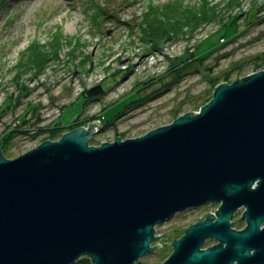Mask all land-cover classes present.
<instances>
[{"label":"water","instance_id":"obj_1","mask_svg":"<svg viewBox=\"0 0 264 264\" xmlns=\"http://www.w3.org/2000/svg\"><path fill=\"white\" fill-rule=\"evenodd\" d=\"M100 128L0 148V264H135L162 246L156 226L209 204L160 264H264V68L138 137L90 144Z\"/></svg>","mask_w":264,"mask_h":264},{"label":"rangeland","instance_id":"obj_2","mask_svg":"<svg viewBox=\"0 0 264 264\" xmlns=\"http://www.w3.org/2000/svg\"><path fill=\"white\" fill-rule=\"evenodd\" d=\"M174 1L200 9L202 0H0L4 157L42 143L39 128L77 118L82 126L100 122L94 145L138 137L198 111L214 77L230 74L231 83L264 68V0H206L205 20L154 44L145 9ZM96 85L105 94L85 104L82 94ZM217 207L199 206L156 226L162 246L135 264L165 261L173 238ZM243 211L235 212L233 227L246 226Z\"/></svg>","mask_w":264,"mask_h":264},{"label":"trees","instance_id":"obj_3","mask_svg":"<svg viewBox=\"0 0 264 264\" xmlns=\"http://www.w3.org/2000/svg\"><path fill=\"white\" fill-rule=\"evenodd\" d=\"M210 2L206 0H202L200 4V9L196 8L192 4H186L183 1L179 3V1L171 2L170 4H163V5H151L150 7L145 9L146 17L150 19L148 22V26L151 28L150 32L152 33L153 37L151 40H154V44H159L160 40L166 38H173L177 34H183L184 30H191L192 27L200 23L201 21L205 20L208 17L210 11L207 7ZM200 11V12H199ZM209 19V18H208ZM160 34V37L157 35ZM153 41V42H154ZM38 56L42 58V50L37 51ZM230 74H226L223 76H216L210 82V91L204 98V102L201 106L205 105L212 97V93L214 88L221 82H229ZM105 94V90L103 89L102 85H96L92 88L85 91L82 94L83 97L86 98L85 104L91 99H97ZM200 106V107H201ZM199 107V108H200ZM179 114H176L174 119L178 117ZM93 119L90 117L89 121ZM79 118H77L72 124L67 126H63L59 123H53L46 128H39L38 131H44L46 137L44 140H56L60 133L64 131L67 127L69 130H73L75 126H82L84 123H79ZM88 121V122H89ZM67 132V130L65 131ZM95 140H91L90 144L94 145ZM7 146V137L4 136L3 140L1 141L0 148L2 151H5V147ZM235 223V221H233ZM235 227V226H234ZM236 228V227H235ZM237 229H239L237 227ZM74 264H91V260L88 257H82Z\"/></svg>","mask_w":264,"mask_h":264},{"label":"flooded vegetation","instance_id":"obj_4","mask_svg":"<svg viewBox=\"0 0 264 264\" xmlns=\"http://www.w3.org/2000/svg\"><path fill=\"white\" fill-rule=\"evenodd\" d=\"M209 205H212V204H209ZM206 206V205H205ZM241 210V209H240ZM215 211V210H214ZM232 221V220H231ZM185 229V228H184ZM183 232H184V230L181 232V234L176 238V239H178L180 236H182V234H183ZM156 235V234H155ZM209 240V239H208ZM211 240H214V239H211ZM215 241V240H214ZM215 243H216V241H215ZM152 245H154V244H152ZM161 247V246H160ZM159 247V248H160Z\"/></svg>","mask_w":264,"mask_h":264}]
</instances>
